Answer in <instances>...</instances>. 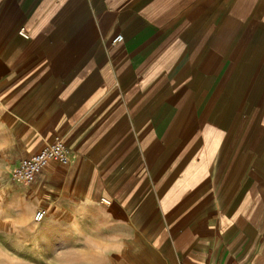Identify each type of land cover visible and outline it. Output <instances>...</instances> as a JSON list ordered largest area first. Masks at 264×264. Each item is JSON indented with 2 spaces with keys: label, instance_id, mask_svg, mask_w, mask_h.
I'll return each mask as SVG.
<instances>
[{
  "label": "crops",
  "instance_id": "crops-1",
  "mask_svg": "<svg viewBox=\"0 0 264 264\" xmlns=\"http://www.w3.org/2000/svg\"><path fill=\"white\" fill-rule=\"evenodd\" d=\"M53 140L0 264H264V0H0V162Z\"/></svg>",
  "mask_w": 264,
  "mask_h": 264
},
{
  "label": "built area",
  "instance_id": "built-area-1",
  "mask_svg": "<svg viewBox=\"0 0 264 264\" xmlns=\"http://www.w3.org/2000/svg\"><path fill=\"white\" fill-rule=\"evenodd\" d=\"M23 34V29H20ZM121 40V35H116L112 42ZM70 150L67 145L60 140H53L38 151L28 157L21 158L11 169L10 178L12 181L21 184L33 183L42 170L50 163L68 162ZM43 217V212L38 210L34 214V219L39 221Z\"/></svg>",
  "mask_w": 264,
  "mask_h": 264
},
{
  "label": "rangeland",
  "instance_id": "rangeland-1",
  "mask_svg": "<svg viewBox=\"0 0 264 264\" xmlns=\"http://www.w3.org/2000/svg\"><path fill=\"white\" fill-rule=\"evenodd\" d=\"M12 161L11 160H7L5 162H0V181L3 179L2 177V173L3 172H9V179H10V171H11V166Z\"/></svg>",
  "mask_w": 264,
  "mask_h": 264
},
{
  "label": "clouds",
  "instance_id": "clouds-1",
  "mask_svg": "<svg viewBox=\"0 0 264 264\" xmlns=\"http://www.w3.org/2000/svg\"><path fill=\"white\" fill-rule=\"evenodd\" d=\"M3 147H4V145H3V144H0V149H2ZM8 222H9V223H12V219L9 218V219H8Z\"/></svg>",
  "mask_w": 264,
  "mask_h": 264
}]
</instances>
